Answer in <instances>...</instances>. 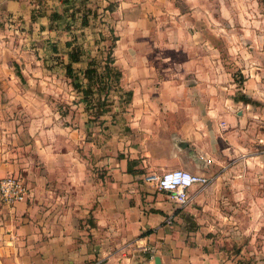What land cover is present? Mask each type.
Wrapping results in <instances>:
<instances>
[{
	"label": "crops",
	"instance_id": "obj_1",
	"mask_svg": "<svg viewBox=\"0 0 264 264\" xmlns=\"http://www.w3.org/2000/svg\"><path fill=\"white\" fill-rule=\"evenodd\" d=\"M36 4L0 0V180L13 176L28 189L13 206L0 197V264H155L157 257L162 264H235L241 257H229L216 237L231 224L238 207L231 202L244 198L233 188L244 178L230 175L240 162L226 164L233 151L207 128L204 110L179 108L188 102L176 94L182 69L166 66L164 73L178 74L161 77L154 65L134 66L126 75L131 132L118 143L116 127L103 130V139L98 127L89 139L97 127L80 97L59 69H46L57 32L48 30L47 16L32 21ZM156 87L160 95L142 94ZM54 100L62 108L54 110ZM154 104L161 110L148 112ZM128 160L216 180L203 192L191 189V205L181 208L172 194L130 175Z\"/></svg>",
	"mask_w": 264,
	"mask_h": 264
},
{
	"label": "rangeland",
	"instance_id": "obj_2",
	"mask_svg": "<svg viewBox=\"0 0 264 264\" xmlns=\"http://www.w3.org/2000/svg\"><path fill=\"white\" fill-rule=\"evenodd\" d=\"M49 1L36 0V14L42 9L46 13L60 7L59 0H52L57 4L48 7ZM82 1L98 15L96 20L90 18L91 26L84 33L90 55L96 56L97 42L101 51H105L110 44L111 28L120 39L115 57L116 65L123 72V81L120 91L113 96L117 123L111 124L109 118L107 124L100 127V138L108 136L105 131L109 126L116 127L118 143L131 132L130 106L123 101L127 99L124 93L132 91L126 75L131 74L134 66L154 65L161 77L178 74L164 73L162 69L166 66H172L174 71L175 67L182 69L179 74L183 79L178 80L181 83L176 94L188 102L180 103L179 108L197 114L204 110L208 114L207 128L220 138L219 144L233 151V157L226 160V164L239 159V166L230 175L244 178L243 185L233 187L241 191L243 201H230L233 208L237 204L238 207L233 209L235 214L230 226L219 232L216 239L223 243L229 257H241L233 259L235 264H264V0ZM110 4L114 5L113 12L107 10ZM55 32L53 41L63 51L70 34ZM103 37L107 41L104 42ZM184 69H189L187 78ZM235 79L243 81L242 88H238ZM159 90V87L144 88L142 94L158 96ZM239 93L253 99L255 104L236 102L234 98ZM197 99L202 103H197ZM54 102V110L62 108L56 100ZM151 107L148 112L161 110L158 104ZM90 122L97 130L87 135L89 139L99 129L92 119ZM174 169H146L141 180L147 184L148 176L159 177ZM148 186L160 192L155 185ZM221 208L224 209V205ZM224 218L229 217L224 215Z\"/></svg>",
	"mask_w": 264,
	"mask_h": 264
},
{
	"label": "trees",
	"instance_id": "obj_3",
	"mask_svg": "<svg viewBox=\"0 0 264 264\" xmlns=\"http://www.w3.org/2000/svg\"><path fill=\"white\" fill-rule=\"evenodd\" d=\"M59 2L60 7L53 9L48 15L42 12L32 13V21H36L38 16L48 17L49 31H65L70 34L63 51L58 43H50L48 46L50 55L44 61L46 69H59L62 72L63 78L72 91L80 97L79 103L84 105V111L92 118L96 126L103 127L109 118L112 120L111 124H116L117 120L114 118L116 101L113 96L117 95V90L120 91L119 88L123 81V72L116 65L115 57V50L120 39L115 36L111 28L110 44L106 46L105 51H101L100 42H97V54L91 56L85 44L84 33L91 26L90 18L97 19V12L89 9L86 2L82 0H59ZM107 10L113 12L114 5L110 4ZM103 41H107L105 37ZM66 57L67 60H65ZM235 82L238 88H242L243 81L235 79ZM125 94L127 99L123 101V104L129 105L134 93L129 91ZM235 101L245 105L255 104L253 99L243 93L236 95ZM137 165V160H128L127 172L130 175L141 177L145 171L139 169Z\"/></svg>",
	"mask_w": 264,
	"mask_h": 264
},
{
	"label": "built area",
	"instance_id": "obj_4",
	"mask_svg": "<svg viewBox=\"0 0 264 264\" xmlns=\"http://www.w3.org/2000/svg\"><path fill=\"white\" fill-rule=\"evenodd\" d=\"M190 183L185 184V179ZM214 176L197 175L185 169H175L165 171L161 176L150 175L145 181L148 185H155L160 192L170 193L181 208L191 205L193 197L190 195L191 189L198 186L200 191L207 190L214 182ZM28 189L24 183L16 177L10 176L0 180V197L7 205L13 206L26 201ZM173 218L166 220L165 225L170 226ZM144 254L151 256L154 260L155 250L146 246L141 248Z\"/></svg>",
	"mask_w": 264,
	"mask_h": 264
},
{
	"label": "water",
	"instance_id": "obj_5",
	"mask_svg": "<svg viewBox=\"0 0 264 264\" xmlns=\"http://www.w3.org/2000/svg\"><path fill=\"white\" fill-rule=\"evenodd\" d=\"M187 146H188L187 143H184V144H183V147H184V148L187 147ZM155 264H162V263H161V259H160L159 257H157V258L155 259Z\"/></svg>",
	"mask_w": 264,
	"mask_h": 264
},
{
	"label": "clouds",
	"instance_id": "obj_6",
	"mask_svg": "<svg viewBox=\"0 0 264 264\" xmlns=\"http://www.w3.org/2000/svg\"><path fill=\"white\" fill-rule=\"evenodd\" d=\"M184 183L187 184V183H190V181L186 178Z\"/></svg>",
	"mask_w": 264,
	"mask_h": 264
}]
</instances>
